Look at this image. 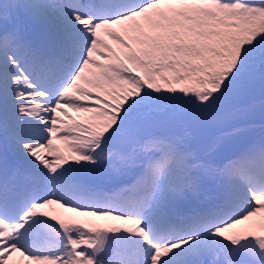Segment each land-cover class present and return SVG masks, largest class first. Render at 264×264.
Here are the masks:
<instances>
[{"label": "snow or ice", "instance_id": "1", "mask_svg": "<svg viewBox=\"0 0 264 264\" xmlns=\"http://www.w3.org/2000/svg\"><path fill=\"white\" fill-rule=\"evenodd\" d=\"M0 264H264V0H0Z\"/></svg>", "mask_w": 264, "mask_h": 264}]
</instances>
